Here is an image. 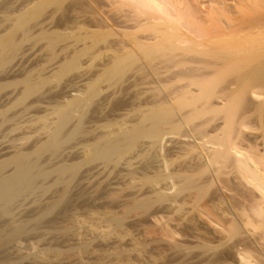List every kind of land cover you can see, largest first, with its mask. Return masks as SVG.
Segmentation results:
<instances>
[{"label":"bare ground","instance_id":"6f19581e","mask_svg":"<svg viewBox=\"0 0 264 264\" xmlns=\"http://www.w3.org/2000/svg\"><path fill=\"white\" fill-rule=\"evenodd\" d=\"M33 1H30L34 5L31 4L32 7L37 8L36 4L39 7L42 4H39L40 2L44 1L43 3H46L48 0ZM56 1L61 4V0ZM92 2L91 4L96 3L102 9V11L99 10V18L97 16L99 11L96 6L95 10L97 9L98 12L94 11L96 14L92 15L98 18L92 17V21L97 22L98 20L99 24L95 22L97 25H94L91 20L89 22L92 24L87 23V21L83 23L80 20L78 22H81L82 25L81 23L75 24L78 22H73L75 24V26H72L73 28L69 27V24L66 26L67 28H64V26L65 32L63 34L59 30L52 29L55 26H53V22L51 24L47 23L48 18L46 17L47 20H45L46 18L44 19L41 27L47 21L48 26L46 23L45 25L49 29L44 26V29L40 30L41 32L36 33L34 29V32L32 31V27L28 24L34 16L32 15V18H29V11H26L29 8L26 7L24 12L19 9L21 14L17 15V21L14 19L15 23H13L14 21L12 22L14 27H12L11 23L10 27H12L13 31H17V29L20 31L21 29L24 32L26 27L29 26V30L27 27L26 33L22 32L28 42L29 39L37 36L40 38L41 36L42 39H47L52 47L60 41L69 40V36L76 33L75 31L79 29L85 30L78 34L81 39L82 37H91L95 40L99 34H109V36L116 37L117 40L111 44L112 46L110 45L111 51L115 52L111 56L113 59L110 60V58V62H107V65L105 64V67L103 66L104 68L102 67L99 71L102 74H106L107 80L105 77L102 78L104 76L102 74L97 76H101V79L111 82V80L114 81L117 74H123L124 69L129 70L132 65H136L135 69L139 67L137 69L139 71V79H137L139 84L136 82L139 86V104L137 106L134 104V107H132L131 105L135 101L131 105L128 102L127 104L133 109L131 107L130 109H128L129 107L124 108L127 112L123 113V116L122 114L120 115L122 118L117 115L118 120L117 118L104 120L107 122H104L105 125L103 127L105 129L101 128L104 133L96 134L97 136L94 139L91 138L92 140L87 142L84 139L81 144L80 148L83 147V149L80 150L83 152V156H80V154L78 156L77 152H75L78 158L75 157L74 159L73 156H70L71 158L73 157V160L70 157L68 160L65 156L64 159L57 162L58 159L56 158L62 152L63 147L69 144L70 140L76 139V136H79L78 133L82 131L85 133L82 126H86L84 125V120L87 118L85 119L84 117L88 116L85 113L88 111L84 110L83 112L87 105V102L85 103L84 101V104L83 100L86 96H88L86 97L87 100H92V96L94 97L100 88L98 90V87L92 84L93 81L91 83L88 80L90 82L88 84H92V86L89 85V88H93V93H91V90L79 89L80 94L76 93L73 96L71 95L72 91L71 94H67L66 97L70 95L73 97L70 96L69 99L67 97V100L65 97V102L62 101L64 102L62 105L55 104V106L53 103L55 107L59 105L63 109L57 107L59 112H54L58 110H54L56 108L53 106L54 109L52 108V110L54 111L52 113H56L58 116L56 117L57 119L51 120V126L48 124L47 126L46 123L44 125L43 129H51L49 131L50 135L43 137L46 140L41 139V142L37 140L36 142L40 143H36L34 147L32 145L30 150L21 149L0 163V216L12 214L15 203L21 197L26 194H33L37 190H45L50 187L51 182L54 185L58 183L65 186L61 190V195L58 194L63 197L62 199L66 198L65 200H68L67 195L70 194L68 192H71L69 188L73 182L72 180L80 173L83 165L91 162L97 165L93 166V168L91 167L92 175L88 179L97 181V183L94 182L96 183L95 185L93 183L97 187L102 182V178L106 180L112 174V171L115 170L113 169L115 164L116 166H123L122 170L117 169V172L120 171L119 174L115 170L120 180L115 182L117 180V177H115V180H112L113 182H109L106 186L114 187L113 185L117 184L115 187L119 186V189L121 188L120 190H122L125 189L123 186L128 183H130L128 187L133 188L139 182L136 185V187L139 185L136 188L139 191L134 189L135 187L133 188L135 190L133 194L138 192L139 196L132 194L134 197L131 201L119 204L114 209L126 207L130 211L132 210L131 213H134L135 210L139 211V213L140 211L146 214L149 213L145 214V216H148V220L153 217L154 222H156H152V218L142 224L143 221H141L142 219L140 220L139 238L136 236L132 238L134 247L137 249L140 246L137 249L139 256L134 257L138 255V251L135 255L131 254L134 251L136 252V249L131 246L133 244H127V239V243H124L127 245L123 244L125 237L132 236L134 231L133 229L131 230L130 225L125 223L126 221L123 222L125 220L123 217L129 210L127 213L122 211V215L126 214L120 216V214L116 213L119 210L109 211L105 208L106 210L101 212V209H98L100 206L95 204L91 206L89 214H85L86 216L80 213L73 215V224L69 223L72 225L71 230L81 239L83 238L82 244L65 250L54 247L42 248V250L34 253L35 259L39 258L38 261L49 264L53 260L59 262V260L65 259L63 257L71 256V251L76 252L77 255H84L90 251L93 252L90 255L94 254V260L98 261L95 252L98 251L97 253H100V247H98L99 250H96L98 245L96 244V247H92L93 242L91 244L87 239L91 237L93 240L94 237L92 236H102L105 241V238L112 234L111 237L107 238L108 241L112 237L114 238L116 234L120 238V241L117 240V243L119 242L118 246L115 242L116 246L114 245L113 249L112 247H109V249L107 247L108 250H101L105 251L102 252L103 255L105 254L106 257L112 255L114 260L118 258L119 262L117 264H146L149 261L151 263V261L155 262L160 259L156 256L159 253L154 255L155 251L153 250L154 253L151 255L150 251L152 248H149L151 243L145 242L141 238H144L147 234H154V236L157 234L159 237H155L157 239H154L155 242H160V238L165 243L168 240L169 243L173 244V246H170L171 243L167 244V246H170L168 249L172 250L173 248L171 247L175 246V249L180 250V252L177 250L179 253H182V250L185 251V249V252L194 251L190 249L195 248L198 251L201 249V255L199 254L197 258L195 255L192 256L194 259L200 257L198 264H264V0H93ZM106 2L109 4L107 5ZM107 6L110 9L106 8L105 10L104 8ZM114 10L116 11L111 12V15L110 11ZM10 18L7 20L12 21ZM68 28L72 29L69 30L73 33L67 32ZM8 29L6 30L7 32L0 31V68L6 66L13 59L19 51L20 43L23 41L22 38L20 40V37L15 36V32L14 35L12 34L13 31ZM60 30L63 31L62 29ZM55 34L57 35L55 36ZM79 36H77V39ZM47 41L46 43H48ZM66 43L68 44H66L65 48L63 47L64 49H61L62 51L71 49L70 42L67 41ZM85 44L80 49L73 47L76 49H71L69 55L66 56L67 58H64L65 61H63L64 59L60 60L62 62L59 68H53L52 66L53 71L55 70L54 74L62 73L67 68L70 70V67L76 66L77 68L79 66H77L79 56L84 53L87 54V50L90 51L89 49L92 47L88 42H85ZM107 44L109 45V42ZM57 49L54 50V52L56 51L55 54ZM137 61H139V65H137ZM129 66L130 68L127 69ZM124 75H121L120 78H123ZM46 78L42 74L38 78L28 75V77H24L25 82H23L22 78L18 81L16 80L17 82L22 81L24 85L27 84V88L25 87L27 90L24 89L25 93L22 91L23 95L22 93L18 95L20 98L17 100V97L16 101L19 102L21 100L20 102H24L23 99L28 100L26 96L29 94L31 97L32 94L36 93L43 82H46L44 81ZM116 78V80H121L118 77ZM99 79L97 78L100 82L101 79ZM40 82L41 85H39ZM95 82L97 83V81ZM75 83H71L70 86ZM35 84H37L36 86L39 85L38 89ZM88 84L86 83L87 86ZM0 86H2L1 82ZM73 87L76 86L73 85ZM94 87L96 90H94ZM95 91L97 92L94 94ZM89 93L92 95L90 94V96ZM64 107L66 108L65 110ZM28 108L29 106L25 110L28 111ZM80 109V113H83L81 115L79 113V117L83 118L76 121L77 124L74 129L73 126L68 128V125L75 117L74 112ZM25 110L8 118L10 119L9 121L12 120L13 122L16 120V122H20L15 124L16 126L18 125L17 128L23 123L19 118L21 119L23 116L26 118L27 116ZM2 112H5V110H0V114H2L0 116L3 119L5 118L3 121L6 123V120H8L6 117H9V114L4 117ZM48 112L44 113L45 115L41 114L43 115L42 118H44L43 121L49 119V116L47 118ZM5 113L7 114L8 112ZM52 113L49 112V115L51 116ZM133 113L137 115L135 114L136 118L134 117L135 120L133 119V122L132 119L131 121L129 120L132 125L128 126L127 122L122 123L128 121V117L132 118L131 115ZM34 115L33 117L37 118V120L40 121L42 119L40 114H37L38 117L40 116L39 118L36 117V114ZM27 117L31 118L30 115ZM115 120V127L119 126V128H114L113 123V127L108 123L115 122ZM28 121L30 122L31 120L27 118ZM39 121L34 119L35 123L31 121V126L34 127L35 124L37 125L36 122ZM129 121L128 123H130ZM95 124H93V127ZM95 127L96 131L99 125ZM107 128L110 131H107ZM137 145H139V150L136 148ZM133 149L137 152L130 154V152H134L132 151ZM48 152L52 153L53 157L55 156L57 163L54 162L55 164L53 165L50 164L51 162L45 163L46 160L44 158L47 155L44 154H48ZM127 154H130V156L127 157ZM42 155H44V158ZM124 156L127 159L131 157V159L127 160L125 158L127 160L126 163V160L122 159ZM50 158L49 161L52 160ZM121 159L125 167L121 163ZM138 160L139 162H137ZM9 165L13 169L8 172V169H10ZM110 166L113 167L110 168ZM88 169L87 172L90 171ZM50 177L54 179L52 178L51 180ZM121 182L123 186L120 185ZM111 189L112 195L110 193L108 195L113 197L118 192V189L115 191H113V188ZM56 206L58 207L57 203ZM56 206L54 204L51 208ZM51 208L49 207V209ZM54 208H52V212L56 210ZM48 213L50 214L51 212L46 214ZM180 213H183V215L179 216ZM192 213L193 216L195 214L194 217L197 219L195 222L201 221L200 223L197 222L198 227H200L198 229L202 228V230L206 231L195 230L194 226H189L191 223H187L188 225L185 223L187 222L184 221L185 218L189 216L187 214L192 215ZM42 214L41 216H43ZM16 220L14 221L16 222ZM19 222L21 221L19 220ZM29 230L30 228L26 224L18 223L12 231L5 234H7L8 239L19 241L21 235ZM133 235L135 234L133 233ZM163 236L169 238L166 239ZM95 240L96 238L93 241ZM52 241L55 242L54 240ZM159 242H157V245ZM120 243L122 247H120ZM165 243L164 245L166 246ZM31 246L32 250L40 247L36 242ZM147 246L150 249L149 254L151 256L144 255L148 253V249H145ZM165 246L164 248L167 249ZM127 247L128 249H124ZM180 247L184 249L181 250ZM164 248L162 244V249ZM128 252L131 255H128ZM165 254L163 253L162 255L164 256ZM100 255L102 256V254ZM162 255H159L161 259ZM101 256L100 258H102ZM83 257L85 258V255ZM106 257L102 259L107 260ZM110 258L112 257L110 256ZM164 258H167V256H164ZM196 259L194 263H196ZM96 261L94 262L96 263ZM115 262L117 261L112 263ZM157 262H160V260ZM173 262L177 263L180 261L175 260ZM98 263H102V261Z\"/></svg>","mask_w":264,"mask_h":264},{"label":"rangeland","instance_id":"374dc122","mask_svg":"<svg viewBox=\"0 0 264 264\" xmlns=\"http://www.w3.org/2000/svg\"><path fill=\"white\" fill-rule=\"evenodd\" d=\"M30 1H33V0H30ZM30 1L29 0H0V31L1 32H5L8 28L11 29L12 27H14V24H12V22L14 21V19H15V21H17V15L18 14H21V12H20L21 10H23L22 12H24L25 9H26V7L29 8V9L27 8L28 10H26L27 12L29 11V18L30 17L32 18V15L34 16L32 19H30V21L28 20L29 21L28 24H29L30 27H32V31L34 29V31L36 33L41 32L40 30H42V28L44 29V26H46L47 23L51 24L52 22H53V26H55V28H53L52 25H51L52 29L59 30L63 34L65 32L64 29H63V27L65 26L64 28H67L66 26H68V24H69V27H71V28H73L72 26H75V24H80L81 22L86 23L84 21H87V23H89V24H92V23H94V25L99 24L98 20H97L98 23L96 21H94V20L92 21V19H93L92 17H94L92 15L96 14L99 10L102 11V9H100L98 7V5H96V3H94L95 5L94 4H91V3H93L92 2L93 0H89V1L88 0H61V4H60L59 1H56V0H50V1L48 0V1H46V3H43L44 1L43 2H40L39 4H41V3L42 4L39 7L36 4V7L38 9L37 8H33L32 7L33 4L30 3ZM35 1L36 0H34L33 2H35ZM105 1H107V0H105ZM28 2L30 4L31 8H30L29 4H27ZM89 4H90V6H88ZM108 4L109 3H107V5ZM55 5H57V6L55 7ZM92 5H94V7H92ZM95 6H96V8H98V11H97V9L95 10ZM70 7H71V9H70ZM106 8H109L110 9L109 6L105 7L104 9L106 10ZM19 9H20V11H19ZM59 9H60V11H59ZM72 9H76V10H72ZM70 10H71V12H70ZM92 11L93 12L94 11L95 12L97 11V12L96 13L95 12L93 13ZM107 11H109V10L107 9ZM115 11L116 10L110 11V13L111 12L113 13ZM27 12H25V13H27ZM99 13H100V11L98 12L97 16L99 15ZM110 13H108V14H110ZM112 13H111V15H112ZM67 15H68V19H67ZM49 16H50V18H49ZM9 17H11L10 20L12 19V21H8L7 20ZM46 17L48 18V22L45 21V23L47 22L46 25L44 23L43 24L44 26L41 27V24H42V22H44V19ZM72 17L74 19L75 18L76 19L74 20ZM47 18L45 20H47ZM70 18H71L72 21L69 20ZM94 18L98 19L99 16H98V18L97 17H94ZM50 20H51V22H50ZM80 20H81V22H78ZM89 20H91L92 23L89 22ZM15 21L13 23H15ZM73 22H78V23H75L74 24ZM95 22L97 24H95ZM10 23H11L12 27H10ZM26 25H27V22H26ZM56 25H58L57 28H56ZM81 25H82V23H81ZM29 26H27L28 27V30H29ZM47 26L45 28H48ZM77 26H80V25H77ZM27 27H26V29H27ZM22 29L24 30L23 27H22ZM26 29L24 31L25 33H26ZM60 29H62L63 31H61ZM69 29L70 28H68L67 32H69L70 30H72V29H70V30ZM11 31H13V29H11ZM83 31H85V30H82V29L76 30L75 31L76 33H73V32L70 31L73 34H71L69 36V38H68L69 40H66L65 42L64 41L63 42L60 41L59 43L55 44L56 46L54 45L55 48H54V46L52 47L49 44V42L47 41V39H44V38L42 39L41 36H40L41 39L38 38V36H37V37H34L32 39H29V42H28V40H26L25 37L23 36L24 34H22L23 31H21V29H20V31H18V29H17V31H13L12 34H14V32H15L16 35L15 34L14 35L15 36H18V38L20 37V40L23 39V41L21 43L19 42L20 43L19 51H18L17 54H15V56L13 57V59L6 66H4L3 68H0V82L2 83V86H0L1 87L0 88V110H3V111L5 110V112H8L7 114L5 112H2L4 117H6L9 114V117H6V119H8V118L13 117L14 114L16 115L18 112H23L27 108V106H29L28 111L25 110V114L27 116L30 115L31 118H29L25 114H23V115L26 116V118L24 116L21 117V119L23 118L22 119L23 121L19 118V120L21 122H23V123L21 124L22 126L20 125L17 128L18 125L16 126L15 124L16 123L18 124L20 122H18V121L16 122V120H14L12 122V120L9 121L10 119H8V120H6V123H5V121H3L5 118L3 119L1 117L2 114H0L1 115L0 116V163L3 160H5L8 157H10L13 153H15L17 151H19L21 149L22 150H30L32 148V145L34 147L36 145V143L39 144L41 142L40 141L41 139L46 140V138H43V137L44 136L45 137L46 136H49L50 135V132L49 131L51 129L50 130L49 129H43L45 123H46V125L48 124V125L51 126V120L52 119L55 120V118L58 116V114H56V113L53 114L52 112L54 110H58L57 107L61 108L59 105L60 104L62 105V103L65 102L64 100H65L66 95L67 94L68 95L71 94V91H72V94L71 95L74 96L76 93H79L80 92L79 89H84V90L87 89L86 91L91 90V93H93L92 92V89L93 88L92 89H91V87L89 88V85L92 86V84H95V87H98V90L100 88L99 92L96 95H94V97L92 96L93 99L89 97L92 100H89V99L87 100L86 97H88V96H86L84 98V100H83V103L85 101V103L87 102L86 103L87 105H86V107L84 109L83 108L82 109H83V112H84V110L88 111V112H85L88 116L87 117L86 116L84 117L85 119L87 118L86 120H84L85 121V124L84 125H86V126H82L83 127L82 129L84 130L85 133H90V134L93 133L92 134L93 137L90 134L83 133V131L80 132V133H78V135H79L78 137L75 135L76 136V139L70 140V142H68L69 144H67V145H65L63 147L62 152L59 153V156H57L58 158H56V159H58L57 162H59L61 159H64L65 156H66V158H68V160H69V157L70 156H73L74 159H75V157L78 158V156H79L78 154H80V156H83L84 154L81 151L83 149V147L80 148V146L84 142V139L86 140L85 142H87L88 140L90 141V140L94 139V137H96L99 133H104L103 130L105 128L103 126L105 125V123H107L106 122L107 120L116 119V118L118 120V117H116V116L117 115L120 116L121 114L123 116V113L127 112V110H125L126 107L127 108L129 107L128 109H130L131 106L134 107V104H136V106L139 104V98H138L139 97V86H138L139 82L137 81V79H139V71L137 70L139 68L138 66H137L138 67L137 69H135L136 65L135 66L132 65V67H131L132 69L130 68V66L127 67V69L128 68H130V69L129 70L124 69V72L126 70L125 73L122 71L123 74L122 73L117 74V75H120V74L121 75H124L125 74L123 76V78L122 77L120 78L121 75L120 76H117L116 75V77H118V79H121V80H116L117 78L114 76L116 79L114 78V81L111 80V82L110 81H106L107 80V76L105 77L106 74H102V72H99L100 69L103 66L105 67V64L107 62H110V60L113 59V57L111 58V56H112V54H115V52L114 51H111V46H112L111 44L113 42H115V40H117V38L114 37V36H109V34L108 35L99 34V35H97V38L95 39L96 41L93 40V38H91V37H87L88 39L82 37V39H81V36H79L78 34L82 33ZM17 34H19V35H17ZM56 35L57 34H55V36ZM25 36H26V34H25ZM77 36H79L78 39H77ZM103 36H104V38H103ZM105 37H106V39H105ZM77 40H78V42H77ZM106 40L109 42V45L107 44L108 42ZM46 41L48 43H46ZM67 41L70 42L69 44L72 45V46L70 45V48L71 49L73 47H76V48L80 49V48H82V47H84L86 45L85 42L86 43L87 42L90 43V45H92V47L89 49L90 51L87 50V54L84 53L83 55H80L79 56V62H80V64H79V62H77V66L79 65L77 68H76V66L75 67H70V70L67 68V70H64L63 72L61 71L62 73H60V72L58 73L57 72L58 74H54L55 73V70L53 71V68H55V67L56 68L57 67L59 68L60 63L62 62L60 60L61 59L63 60L64 58L66 59L67 58L66 56H68L69 53H70V51H71V49H69L68 51H65V50L62 51L61 50V49H64L65 48L66 44H68V43H66ZM75 44H77V45L76 46H73ZM57 47H58V49H57ZM76 48H73L72 50H74ZM56 49H57V53H60L61 55L60 54H57V53H56L57 55L55 54L56 51L54 52V50H56ZM51 50H53V51H51ZM59 50H60V52H59ZM65 59L63 61H65ZM137 62H138L137 65H139V61H137ZM57 63H58V65H57ZM52 66H53V68H52ZM37 69H39V70H37ZM46 69H47V71H46ZM132 70H134V71H132ZM27 71H28V73H27ZM27 74L29 76H34V77H37V78L40 77L43 74V75H45V78L47 77L48 79L47 78L44 79V81H46L45 83L43 81H41V80L38 79L39 81L43 82L42 86H40L41 88L38 89L39 85H41V82H40V84L38 86H36L37 84H35V86L38 89V91L36 90L37 92L35 91L36 93L32 94L31 97L28 94L29 96L28 95L26 96V98L28 100L23 99L24 102H20L21 100L19 102H17L16 101L17 97H18L17 100H19V98H20L18 95H21V93L25 89V87L27 88V86H26L27 84H25V85L23 84V82H25L24 77H28ZM101 74L104 75V76H102V78L105 77L106 80L101 79V76L100 77L97 76V75H101ZM94 76H96L97 78H100L101 79V80L99 79L100 82ZM21 78L23 79V82L22 81L21 82L20 81L17 82ZM90 78H92V79L94 78V79L93 80L92 79L90 80ZM88 80L91 83L93 81V83L92 84H88V83H90V82H88ZM94 80L97 81V83ZM108 80H110V79H108ZM85 81L88 84V86L86 85V83L84 84ZM37 83H39V82L37 81ZM71 83H75V84H72V86H70ZM73 85L76 86V87H73ZM81 87H83V88H81ZM72 88H74V89H72ZM25 90H27V89H25ZM74 90L75 91H78V92H75ZM94 90H96V88ZM23 92L25 93V91H23ZM96 92L97 91H95L94 94ZM91 93H89V95ZM22 95H23V93H22ZM87 95H88V93H87ZM70 96H67L68 99L70 98ZM73 96H71V97H73ZM67 97H66V100H67ZM57 101L60 102V103H58ZM62 101H64V102H62ZM133 101H135V102L132 103ZM15 102H16V104H15ZM128 102L130 103L129 105H131V103H132V105L129 106L127 104ZM53 103H54V105L55 104L56 105L59 104V105L57 107H55L56 105L54 106ZM49 104H51V105H49ZM53 106L56 109H54ZM52 108L54 110H52ZM47 109L50 110L49 112L52 113L51 116L49 115V112H48ZM61 109H63V108H61ZM65 109L66 108L64 107V110ZM61 111H60V113H61ZM80 111H81V109L80 110H77L78 113L77 112H74L75 117H74L73 121L71 120L72 122L69 124L70 126L68 125V128H72V126H73V129H74L75 126H76V124H77L76 121L79 120L80 118H83L81 116L79 117ZM46 112H48L47 118L49 116V119H47L46 116H44L47 119V121H45V120L43 121L44 118H42V116L45 115L44 113H46ZM54 112H59V110L58 111H54ZM83 112H81V113H83ZM135 112L137 113V111H135ZM81 113H80V115H81ZM34 114H36V117H38L39 114L40 115L43 114V115H41V118H42L41 120L43 122L41 120H40L41 121L40 122L39 120H37V118H34L35 117ZM133 114L131 115L132 118H130V117L127 118L128 121L129 120L131 121V119H132V122H133L135 120L134 117L136 118V115L138 113L136 115L135 114L133 115ZM33 115H34V117H33ZM27 118L29 120L33 121V122H34V119H36V121H39V122H36L37 125L35 124L34 127H33V126H31V123H30L31 121L30 122L28 121L29 123L27 122ZM120 119H119V121H120ZM99 120H100V122H99ZM104 120H106V121H104ZM84 121H83V123H84ZM128 121H124L122 123L127 122L128 126L129 125H132L131 122L129 121L130 123H128ZM33 122H32V125H33ZM52 122H54V121H52ZM108 123H110L111 126H112V123H113L114 128H117V127L119 128V126L115 127L116 126L115 125L116 124V120H115V122L113 121V122H108ZM93 124H95V126H98V125H99V127L101 126L100 129L98 127L96 129V131H95V128L96 127L95 126L93 127ZM30 126H31V128H29ZM85 127H87V128H85ZM68 128H67V130H69ZM101 128H103V130ZM114 128H113V130H114ZM15 129H17V130H15ZM91 129H92V131H90ZM106 130L108 131L109 128H107ZM111 130H112V128H111ZM86 131H88V132H86ZM80 135H82V136H80ZM37 140L40 141V142H36ZM77 141H78V143H77ZM138 144H139V142H138ZM138 146L139 145H137L136 148L139 150ZM134 150L135 149H133L132 151H134ZM75 152H77L76 154L78 156L75 154ZM136 152L137 151L130 152V154L131 153H136ZM5 153H6V155H4ZM81 153H82V155H81ZM49 154H50V152H48V154L45 153L44 155H47V156H45V158H44V155H42V156L46 160V161L44 160L45 163L51 162L50 164L53 165V164H55L54 162H56V160L54 158L55 156L53 157L52 156L53 155L52 153L50 155ZM130 154H127L128 155L127 157H129ZM73 157L72 158L70 157V158L73 160ZM43 158H42V160H43ZM49 158L52 159V160L49 161ZM125 158H126V156H124L122 159L124 160ZM129 159H131V157L128 158L127 160H129ZM121 160H120V162H121ZM123 160L121 162L122 164L124 163ZM127 160H126V163H127ZM137 162H139V160ZM91 163L83 165V167L80 170V173H78V175L76 176V178L72 180L73 182L71 183L70 188H69V191H71V192H68V194L69 193L70 194L67 195L68 200H65L66 199L65 197H64L65 199H62L63 198L62 196L60 197L61 190H63L65 188V186L64 185H61V184H58V183L56 185H54L51 182L50 187L46 188L45 190H42V191L37 190L33 194H26L25 195L26 197L25 196L21 197L18 200V202L15 203L16 205H14L15 207H13L14 209H13V213L12 214H10V215L9 214H6L4 216H0V233H1L0 234V264H46L43 261L42 262L40 260L38 261L39 258L38 259L37 258L35 259L36 256L34 257V253L38 252L39 250H42V248L54 247V248H59V249L65 250V249L71 248L73 246H77L79 244H82V242H83L82 239L83 238L81 239V237H79L73 230H71V226L72 225H70L69 223L73 224V221H74L73 220L74 217H72L73 215L75 216L78 213L83 214V215L89 214L91 212V208H92L91 206H93L95 204H96V206H100V207H98V209H101V212H103L104 210H106L105 208H107V210H109V211H111V210H113V211L114 210H119L120 212L118 211L116 213L120 214V216L123 213L122 211H125L127 213V211L129 209H127L126 207L125 208L120 207V208H117V209H114V208L117 207V206H119V204L121 205L123 203H126V201L127 202L128 201H131V199L134 197V196H132L133 191L135 192L134 189H136L137 187H139V185L136 187V185L139 182H137L135 184V186H133V188L135 187L134 189L132 187H130V186L128 187V184H130V183L127 184V182L124 181V180H123V182H125L127 185H124L125 186L124 187L122 185V182H121L120 185L123 186V188H125V189L120 190L121 188L119 189V186L118 187H115V186H117V184L113 185L115 188L114 187H111V186L109 187L108 185L106 186V184H109V182H111L112 180L114 181L115 180V177H117L116 178L117 180H115V182H117V181L120 180L119 177H118L119 175L117 176V173L119 174L120 171L117 172V169L118 170H122L121 168L123 166L122 167L120 165L119 166L118 165L116 166L114 164L113 165L114 166L113 169H115L117 173H115V170H113L112 171V174H110V176H108V178L106 180H104L105 178H102L103 179L102 182L99 185L97 184L98 186L96 185L97 187H95L94 185L97 183V181H92L91 179H88V178H90L91 175H92V171L91 170H92L93 166H95L97 164H94V162L92 164ZM96 163H98V162H96ZM51 165H49V166L51 167ZM87 167L88 168L89 167L90 168L92 167V168L91 169L90 168L88 169ZM112 167L110 166V168H112ZM124 167H125V165H124ZM10 169H11V166H10ZM10 169H8V172L9 171H12L13 167H12L11 170ZM87 169H88V171L89 170L90 171L87 172ZM114 173L116 174V176H115ZM52 176H55V175H52ZM52 178L53 177H50L51 180H52ZM127 181H129V180H127ZM94 182H96V183H94ZM93 183H94V185H93ZM111 188L114 189L113 191H115L116 189H118L117 191L120 192L119 194H118V192H116L115 193V196L113 195L114 198L108 195L109 193L110 194L112 193V189ZM136 190H138V189H136ZM121 191L122 192L124 191V192L122 193ZM126 192H127V194H126ZM102 193H104V194H102ZM71 195H72V197H71ZM137 195L139 196V193L138 192L135 194V196H137ZM51 196H52V198H51ZM61 199L62 200H65V201L61 202L62 201ZM83 200H84V202H83ZM94 200H96V201H94ZM56 203H57L58 207L56 206ZM54 204L56 206L55 207L56 210H55L54 207H52L55 210L54 212H52L53 209L51 208V206H54ZM47 206H48V208L46 209ZM49 207L51 209H49ZM43 209L48 210V211H45ZM44 211H45V213H43ZM47 212H51V213L50 214L48 213L49 214L48 215V214H46ZM131 212H132V210L131 211L129 210L127 214L124 213V215L126 214L125 216L122 215V216H124L123 219H125L123 222L126 221L125 223L128 224V225H130L129 227H131V230L132 229L134 230L133 233L135 234V235H133V233H132V236L130 235L131 237L130 236H127V238L125 237V240H123V244L128 242L127 243L128 245L129 244L131 245V244L134 243L132 238H134L135 236L137 238H139V223H141L140 220L142 219L141 221H143L142 222V224H143L145 221L148 222V221H150L153 218L152 217L150 220H148V218H147L148 216H145L146 213H142L141 211H140V213H142V214H140L139 211H136V210L134 211V213H131ZM41 214L43 216H41ZM139 214H140V216H139ZM147 214H149V213H147ZM182 215H183V213H180L179 216H182ZM39 216H40V218H39ZM187 216L189 218L186 217L185 220H184V221H187V222H185L186 224L187 223L188 224L191 223V224H189V226L190 225L191 226H194L195 228L194 227L193 228L195 230H197L198 228H200V227H198V223H200L201 221L200 220H199L200 222L197 221L198 223L195 222L197 220L196 217H194L195 214H194V216H193V213H192V215L187 214ZM29 217H30V219H29ZM31 217H33V218H31ZM145 217H146V220H145ZM193 217H194V219H193ZM15 219H17L16 222L14 221ZM192 219H193V221H192ZM19 220L21 222H19ZM22 220H23V222H22ZM25 220H26V222H24ZM30 220H31V222H30ZM152 220H153L152 222H154V218ZM18 223H24V224H26L30 228V230L28 232L23 233L21 235V238H20L19 241L18 240H10V239H8L7 234L10 231H12L17 226ZM154 223H156V222H154ZM195 223H197V224H195ZM29 225H31L32 227L29 226ZM102 225H104V224H102ZM128 225H126V226H128ZM200 226L202 227V225H200ZM8 228H9V231H8ZM10 228H12V229L10 230ZM183 228H184V225H183ZM103 229H101V230H103ZM5 230H6V232H5ZM67 230H70V231H67ZM198 230L199 231L201 230V232H202L204 229L202 230V228H201V229H198ZM204 231H206V230H204ZM5 233H7V234H5ZM147 235H145L144 238H141V239H143L145 242L148 241L149 243H151L150 246H149V248L150 249L152 248L151 251L154 250L155 253H154V251L151 252L150 249L147 246V248H145V249H148L147 250L148 253L147 254L145 253L144 255H146V256L147 255H150V254L153 255L152 253H154V255H155V254H158L159 253L156 256H157L158 259L160 258L159 259L160 262H157L159 260H157L155 262L151 261V263L149 261V263L147 262L146 264H154V263L155 264H157V263L158 264L159 263L160 264H173V263H175V264H177V263H179V264H187V261H189L190 263L192 262V264H196V263L198 264V261H199L200 257L198 259H196V258H197V256L199 254L201 255V249L200 248H198V249H200L199 251L197 250V248H195V249H190V250H194L195 252L194 251H188V250H187L188 252H185L186 249H185V251H183L182 249H184V248H181L180 247V249L182 250V253H179L180 250L179 249H175L174 248L175 246L174 247H171L174 250L173 249L172 250L171 249H168L170 246H173V244L171 242H170L171 243L170 244L168 240H166V243H165V242H162L161 241L162 239L160 238V242H162V243L160 244V242L157 241V242H159L158 245L160 244L158 246L157 245V242H155L154 239L158 238L159 236L157 234H156V236H158V237L154 236V234H152V235L149 234L150 236L149 235L147 236ZM111 236H112V234H111ZM111 236H109V237H111ZM114 236L116 238H118L116 236V234ZM92 237H94L93 240L95 238H96V240L93 241L91 239V237H90L89 239H87V241L89 243L91 242V244L93 242L94 245L92 244V247H96L97 245L98 246L96 248L100 247V250H99V248L98 249L95 248L96 250H99V252H100V253H97L98 251L95 252L96 257H98V259H97L98 261H96V259L94 260V258H95L94 257V254L90 255V253H93V252L88 251L87 252L88 254L85 253L84 254L85 255V258H86L85 259L83 257L84 255L81 254L82 255L81 256L80 254H78L80 256L79 257L76 252L75 253H76L77 256L75 255V253L73 251H71L72 252V255H73V256L71 255L72 257L70 255H67V258L68 259L65 256V257H63V258H65L64 260L63 259H62V261L59 260V262L57 260H53V261H51V263L49 262V264H86V263L87 264H97L98 262H101V261H102V263H98V264H107V263L108 264H111L113 261H117V262H115L117 264L119 262L118 261V258H116V260H114L113 256L110 255L112 258L109 259L110 256L106 257L105 254L103 255V253H102V252H105V251H101V250H104V249L105 250H108L109 247H112V249H113V246L114 245L116 246V244L118 246L119 242L117 243V240L120 241L119 240L120 238L116 239L115 237L114 238L112 237L111 239H109L107 241V238H109V237H106L105 238L106 240L104 241V239L102 238V236H92ZM163 237L165 238L166 236H163ZM168 238L166 237V239H168ZM180 238H182V237H180ZM101 239H102V241H101ZM52 240H54L56 243L53 242ZM3 241H5V242H3ZM110 241L113 242V243H111ZM32 242L33 243L36 242L40 247L38 249H36V250L35 249L32 250V246H31L33 244ZM115 242H116V244H114ZM164 243L166 244V246L164 245ZM127 244H124V245L126 246ZM162 244H163V248H164V246L167 247V249L164 248L167 251L164 250V249H162ZM167 244H170V246L169 245L167 246ZM124 245H123V247H125ZM131 246L136 249V247H134V244L131 245ZM107 247H108V249H107ZM120 247H122V244H121ZM128 247H130V246H128ZM128 247L127 248H124V249H128ZM132 247H130V248H132ZM139 247H137V249ZM142 248H144V247L142 246ZM176 248H179V247H176ZM135 249H133V250H135ZM137 249H136V252L134 251L131 254H134L135 255V253H137V251H138ZM156 249H158L159 251L156 250ZM160 249H161L162 252L160 251ZM177 250H179V252ZM131 251H132V249H131ZM131 251H129V252H131ZM149 251H150V254H149ZM129 252L127 254L128 255H131V254H129ZM184 252H185V254H184ZM189 252H192L193 255H192V253H189ZM163 253L164 254L166 253L164 256H167V258H164V256L162 255ZM97 254H99V255L97 256ZM100 254H102V256ZM134 255H132V256H134ZM159 255H162V259H161V257ZM194 255L196 257L195 259L197 260L196 263H194L195 262L194 261L195 259H194V257H192ZM100 256L102 258H105L106 257V259L107 260L109 259V261H112V260L113 261L112 262H109V261H107L105 259L100 258ZM138 256H139V251H138V255L137 256L135 255L134 257H138ZM115 257H116V255H115ZM169 257H170V259H169ZM190 257L193 258L194 260L191 259ZM82 258H84V259H82ZM92 258H93L94 261H96V263L92 260ZM177 258H178V260H177ZM181 259H183V260H181ZM175 260L176 261H180V262H177V263L176 262H173ZM168 262H171V263H168ZM189 262H188V264H190ZM115 263H112V264H115Z\"/></svg>","mask_w":264,"mask_h":264}]
</instances>
